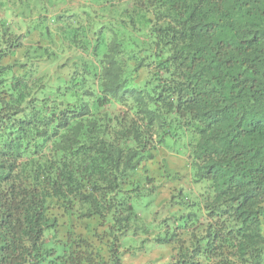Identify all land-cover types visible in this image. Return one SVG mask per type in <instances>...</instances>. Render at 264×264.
<instances>
[{
  "label": "clouds",
  "instance_id": "clouds-1",
  "mask_svg": "<svg viewBox=\"0 0 264 264\" xmlns=\"http://www.w3.org/2000/svg\"><path fill=\"white\" fill-rule=\"evenodd\" d=\"M0 264H264V0H0Z\"/></svg>",
  "mask_w": 264,
  "mask_h": 264
}]
</instances>
